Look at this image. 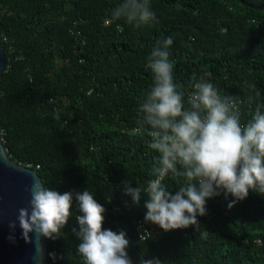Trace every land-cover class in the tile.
<instances>
[{"label": "trees", "instance_id": "trees-1", "mask_svg": "<svg viewBox=\"0 0 264 264\" xmlns=\"http://www.w3.org/2000/svg\"><path fill=\"white\" fill-rule=\"evenodd\" d=\"M122 2L0 0L7 38L0 47L8 58L0 124L12 160L36 170L45 187L93 193L106 209L103 227L127 233L133 264L153 257L162 264H264V196L250 191L231 208L232 197L209 199L199 229L163 232L144 222L147 195L133 203L124 183L144 189L154 178L159 154L136 129L153 84L149 57L163 38H173L178 91L204 77L221 95L244 101L242 125L257 106L264 111V0H149L157 22L141 28L111 19ZM163 183L176 191L184 178L170 174ZM76 215L74 205L61 238L48 239L47 264H85L71 232ZM140 222L151 230L144 242Z\"/></svg>", "mask_w": 264, "mask_h": 264}, {"label": "clouds", "instance_id": "clouds-1", "mask_svg": "<svg viewBox=\"0 0 264 264\" xmlns=\"http://www.w3.org/2000/svg\"><path fill=\"white\" fill-rule=\"evenodd\" d=\"M121 18L135 28L157 22L149 0H124L111 13L113 21ZM172 44L173 38L167 37L152 49L149 68L153 84L137 120L136 131L150 136L149 147L159 154L150 173L154 178L144 189L124 182L133 203L139 204L141 192L147 195L144 222L157 225L163 232L190 226L199 229L197 217L207 214L209 199L232 197L231 208L245 200L250 191L264 196V111L257 106L251 120L242 125L238 98L221 95L204 77L198 81L193 77L189 92L178 91L174 64L169 59ZM256 95H261L257 87ZM170 174L184 178L176 191L163 183ZM26 191L31 197L28 207L18 209L16 221L9 223L12 229L19 223L26 243L32 242L30 234H35L37 241L41 236L61 238L75 205L79 215L71 232L79 240L76 251L85 264H133L127 233L103 227L106 209L88 189L61 193L33 181ZM150 238L151 233L142 228L140 241ZM41 252L38 245L37 260ZM49 255L56 259L55 253ZM139 264L162 261L158 257L142 258Z\"/></svg>", "mask_w": 264, "mask_h": 264}, {"label": "water", "instance_id": "water-1", "mask_svg": "<svg viewBox=\"0 0 264 264\" xmlns=\"http://www.w3.org/2000/svg\"><path fill=\"white\" fill-rule=\"evenodd\" d=\"M7 64V55L0 47V82ZM33 181L43 183L36 170L12 160L0 124V264H47V238L41 236L37 241L35 234H30L32 242L26 243L18 222L15 229L9 227L10 222L16 221L18 209L28 207L31 197L26 189ZM38 245L42 250L39 260L36 259Z\"/></svg>", "mask_w": 264, "mask_h": 264}, {"label": "built area", "instance_id": "built-area-1", "mask_svg": "<svg viewBox=\"0 0 264 264\" xmlns=\"http://www.w3.org/2000/svg\"><path fill=\"white\" fill-rule=\"evenodd\" d=\"M107 24H109V21L106 22ZM1 29H0V39L3 38L4 41H7V38L5 37V35L3 33H1ZM239 101V104H238V107H239V110L241 112L242 110V107L244 106V101L243 100H238ZM51 102H56L54 99H51ZM146 229L148 232L151 233V230L150 228L144 223V222H140L139 226L136 228L137 229V232H138V235H140V230L141 229ZM258 243L259 244H262L263 243V240L262 239H259L258 240Z\"/></svg>", "mask_w": 264, "mask_h": 264}, {"label": "bare ground", "instance_id": "bare-ground-1", "mask_svg": "<svg viewBox=\"0 0 264 264\" xmlns=\"http://www.w3.org/2000/svg\"><path fill=\"white\" fill-rule=\"evenodd\" d=\"M244 108V107H243Z\"/></svg>", "mask_w": 264, "mask_h": 264}]
</instances>
